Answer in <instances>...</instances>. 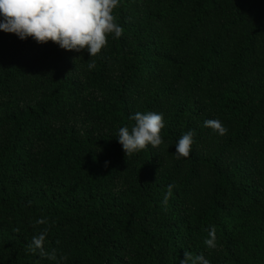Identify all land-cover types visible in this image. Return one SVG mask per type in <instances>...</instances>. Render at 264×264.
Returning a JSON list of instances; mask_svg holds the SVG:
<instances>
[{"label": "trees", "instance_id": "16d2710c", "mask_svg": "<svg viewBox=\"0 0 264 264\" xmlns=\"http://www.w3.org/2000/svg\"><path fill=\"white\" fill-rule=\"evenodd\" d=\"M113 15L123 34L96 56L0 31V264H264V0ZM137 111L163 114V143L125 156ZM45 229L55 260L26 247Z\"/></svg>", "mask_w": 264, "mask_h": 264}, {"label": "clouds", "instance_id": "9594fccd", "mask_svg": "<svg viewBox=\"0 0 264 264\" xmlns=\"http://www.w3.org/2000/svg\"><path fill=\"white\" fill-rule=\"evenodd\" d=\"M119 0H0V31L15 34L21 40L31 37L37 43L49 41L60 48L80 52L87 50L89 56H96L107 45V37L119 38L124 29L116 23L113 10ZM92 65H89L91 67ZM131 128L124 126L118 131V143L125 156H131L150 145L157 148L163 143L160 135L164 127L162 113L139 111L132 114ZM204 126L223 136L228 129L218 119L204 121ZM194 131L184 133L175 143L177 159L190 155ZM108 162H105L107 166ZM172 185L168 186L164 203L171 195ZM37 224L45 223L38 220ZM47 229L33 236L26 245L30 253L39 251L41 256L56 259L55 250L51 254L43 249ZM209 248H215L214 235L204 241ZM66 260L67 257H61ZM179 264H210L203 255L193 256L185 251Z\"/></svg>", "mask_w": 264, "mask_h": 264}]
</instances>
